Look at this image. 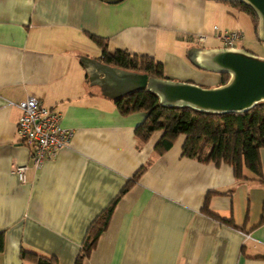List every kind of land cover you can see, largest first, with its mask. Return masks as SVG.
Instances as JSON below:
<instances>
[{"label":"crops","instance_id":"1","mask_svg":"<svg viewBox=\"0 0 264 264\" xmlns=\"http://www.w3.org/2000/svg\"><path fill=\"white\" fill-rule=\"evenodd\" d=\"M246 16L226 0H0V264H36L22 248L75 264L91 223L141 168L84 264H264V181L183 156V135L158 152L161 131L136 134L148 113L122 115L82 61L101 60L93 34L111 52L162 62L171 80L217 87L220 73L195 56L223 47L215 26L244 30ZM27 95L74 133L21 183L14 166L31 163L32 148L10 102ZM260 158L264 177V148Z\"/></svg>","mask_w":264,"mask_h":264},{"label":"trees","instance_id":"2","mask_svg":"<svg viewBox=\"0 0 264 264\" xmlns=\"http://www.w3.org/2000/svg\"><path fill=\"white\" fill-rule=\"evenodd\" d=\"M246 13L257 34L259 16L255 9L243 1H226ZM101 47V60L114 67L130 71L148 73L150 76L167 79L164 64L150 56L132 55L127 51L111 52L106 38L90 35ZM260 40V39H259ZM244 48L254 54L252 50ZM221 84L230 79L229 74L221 72ZM122 115L136 112H147V120L136 128L137 136L143 141L154 133L161 131L162 137L157 144V151H167L175 140L183 135V156L196 158L204 162H214L217 165L225 162L234 168L237 179L248 178L244 170L248 169L264 181L260 150L264 148V102L257 103L244 112H208L190 106L163 105L159 96L149 89H144L122 98L113 99ZM144 168H141L125 185L119 196L90 225L83 240L81 250L75 264H84L91 254L102 233L107 229L118 199L138 181ZM204 211L228 224L232 220L223 219L204 208ZM5 249V233L0 232V251ZM21 259L36 264H59L54 256L21 249Z\"/></svg>","mask_w":264,"mask_h":264},{"label":"water","instance_id":"3","mask_svg":"<svg viewBox=\"0 0 264 264\" xmlns=\"http://www.w3.org/2000/svg\"><path fill=\"white\" fill-rule=\"evenodd\" d=\"M119 2L122 0H106ZM243 1L252 6L259 16L257 34L264 43V0ZM205 58H201V57ZM195 56V62L206 68L230 74L227 83L208 88L193 82L160 79L148 73L130 71L88 57L82 61L89 71L93 85L112 99L122 98L149 89L156 93L163 105L190 106L208 112H244L264 102V57L245 48H222Z\"/></svg>","mask_w":264,"mask_h":264},{"label":"built area","instance_id":"4","mask_svg":"<svg viewBox=\"0 0 264 264\" xmlns=\"http://www.w3.org/2000/svg\"><path fill=\"white\" fill-rule=\"evenodd\" d=\"M218 39L228 48H244L245 32L243 29L220 30L214 27ZM205 36H201L205 40ZM21 110L18 119V133L21 140L32 148L31 163L14 166L21 183L28 181V170L33 167L40 169L46 160L54 158L58 152L68 146L74 131L62 124L61 113L44 105L43 101L27 95L18 103L10 102Z\"/></svg>","mask_w":264,"mask_h":264},{"label":"rangeland","instance_id":"5","mask_svg":"<svg viewBox=\"0 0 264 264\" xmlns=\"http://www.w3.org/2000/svg\"><path fill=\"white\" fill-rule=\"evenodd\" d=\"M259 22L260 21H258L257 28L259 26ZM242 26H243L244 32H245L244 46L246 48L252 50L253 52H255L257 55L264 57V43L257 38V36L255 34L253 23H252L250 17L246 16V20L244 23H242ZM218 44L221 46V43H218ZM205 45H210V43H207ZM222 46H223V44H222ZM182 50H183V48H182ZM91 53H93V52H91ZM227 74H229V73H227ZM229 76H230V74H229Z\"/></svg>","mask_w":264,"mask_h":264}]
</instances>
